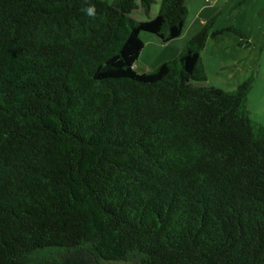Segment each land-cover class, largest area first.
Returning <instances> with one entry per match:
<instances>
[{"label":"trees","instance_id":"16d2710c","mask_svg":"<svg viewBox=\"0 0 264 264\" xmlns=\"http://www.w3.org/2000/svg\"><path fill=\"white\" fill-rule=\"evenodd\" d=\"M153 1L0 0V264H264L253 77L201 83L208 37L241 33L211 16L138 72L140 32L187 15Z\"/></svg>","mask_w":264,"mask_h":264},{"label":"rangeland","instance_id":"374dc122","mask_svg":"<svg viewBox=\"0 0 264 264\" xmlns=\"http://www.w3.org/2000/svg\"><path fill=\"white\" fill-rule=\"evenodd\" d=\"M187 2L186 26L193 18H197L194 19L197 22L200 17H204L205 20L215 15L213 29L234 27L241 33L229 32L218 41L208 37L201 50L207 78L201 83L233 89L243 80L253 77V84L247 95V107L254 120L264 123V0H189ZM159 5L160 0L153 1L150 16L158 12ZM132 16L136 19L146 18L141 9L134 10ZM140 37L144 46L134 63L138 72L150 60L156 59V62L159 61L156 64L158 65L166 59L163 57L165 44L163 45L155 34L141 31ZM174 55L169 54V57ZM104 264L133 263L108 261Z\"/></svg>","mask_w":264,"mask_h":264},{"label":"crops","instance_id":"0c3cea01","mask_svg":"<svg viewBox=\"0 0 264 264\" xmlns=\"http://www.w3.org/2000/svg\"><path fill=\"white\" fill-rule=\"evenodd\" d=\"M186 1L189 2V0H186ZM194 19H197V18H193L190 21L188 26H186L185 23H187V22L185 21L184 28H183L182 32L180 33V35H178L177 37H175V38H173L167 42H163V45L165 44V46H164L165 53H164L163 57H165L166 59L167 58L170 59L172 57H169V54H170V56L173 54L177 55V53L182 49V47L184 46L186 41L198 30V28H199L198 25L199 26L201 25V23L204 20V17H202V18L200 17L197 22ZM165 54H167V55H165ZM166 59H164V60H166ZM158 62H156V59L150 60V62H147V64H145V66H143V68L140 70V72L151 71Z\"/></svg>","mask_w":264,"mask_h":264},{"label":"clouds","instance_id":"9594fccd","mask_svg":"<svg viewBox=\"0 0 264 264\" xmlns=\"http://www.w3.org/2000/svg\"><path fill=\"white\" fill-rule=\"evenodd\" d=\"M82 10L85 11V13L89 17H92V18L95 17V7H94V5L89 4L86 8H83Z\"/></svg>","mask_w":264,"mask_h":264}]
</instances>
